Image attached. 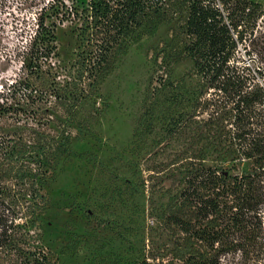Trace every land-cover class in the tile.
<instances>
[{
    "label": "trees",
    "instance_id": "obj_1",
    "mask_svg": "<svg viewBox=\"0 0 264 264\" xmlns=\"http://www.w3.org/2000/svg\"><path fill=\"white\" fill-rule=\"evenodd\" d=\"M53 14L71 23L79 43L69 77L40 60L57 54L56 22L45 24ZM160 23H173L183 41L176 59L191 58L199 77L185 96L190 110L174 130L190 133L191 141L178 148L175 169L167 172L178 188H166V201L151 205L152 230L165 239L151 236L149 256L128 264H225L229 257L264 264L259 0H53L41 9L30 49L36 63L24 61L15 84L26 89L19 99L40 97L39 118L25 122L9 114L15 90L0 92V264H53L38 231L51 202L43 188L60 162L76 154L70 127L79 121L77 109L135 35Z\"/></svg>",
    "mask_w": 264,
    "mask_h": 264
},
{
    "label": "rangeland",
    "instance_id": "obj_2",
    "mask_svg": "<svg viewBox=\"0 0 264 264\" xmlns=\"http://www.w3.org/2000/svg\"><path fill=\"white\" fill-rule=\"evenodd\" d=\"M52 1L0 0V92L15 90L9 114L25 122H35L43 107L40 97L19 99L26 89L15 84L24 61L36 63L30 49L37 17ZM52 20L57 54L40 60L69 77L79 43L69 21L53 14L45 24ZM173 27L160 23L136 34L96 94L77 109L79 121L70 127L76 154L60 162L43 188L51 202L38 231L53 264H128L149 256L151 236L157 243L165 239L152 230L157 222L151 205L166 201V188H178L167 172L175 169V152L191 136L174 130L190 110L185 96L199 78L191 58L176 59L183 41ZM225 264L255 263L229 257Z\"/></svg>",
    "mask_w": 264,
    "mask_h": 264
}]
</instances>
